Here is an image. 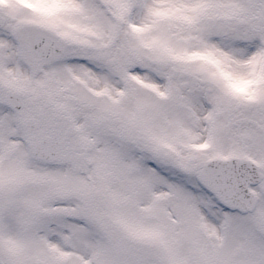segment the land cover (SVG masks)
<instances>
[{
    "label": "snow or ice",
    "instance_id": "obj_1",
    "mask_svg": "<svg viewBox=\"0 0 264 264\" xmlns=\"http://www.w3.org/2000/svg\"><path fill=\"white\" fill-rule=\"evenodd\" d=\"M0 264H264V0H0Z\"/></svg>",
    "mask_w": 264,
    "mask_h": 264
}]
</instances>
